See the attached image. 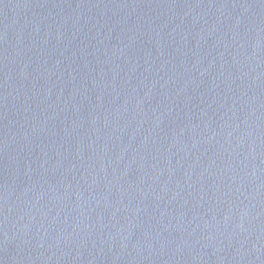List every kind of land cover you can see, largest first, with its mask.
<instances>
[{
    "label": "water",
    "instance_id": "water-1",
    "mask_svg": "<svg viewBox=\"0 0 264 264\" xmlns=\"http://www.w3.org/2000/svg\"><path fill=\"white\" fill-rule=\"evenodd\" d=\"M0 264H264V0H0Z\"/></svg>",
    "mask_w": 264,
    "mask_h": 264
}]
</instances>
